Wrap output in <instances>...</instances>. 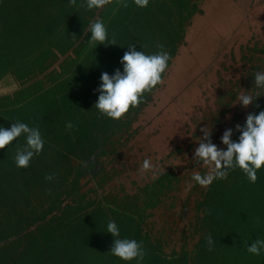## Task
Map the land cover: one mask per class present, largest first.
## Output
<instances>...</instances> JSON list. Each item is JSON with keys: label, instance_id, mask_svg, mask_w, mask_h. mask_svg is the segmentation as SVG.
<instances>
[{"label": "trees", "instance_id": "1", "mask_svg": "<svg viewBox=\"0 0 264 264\" xmlns=\"http://www.w3.org/2000/svg\"><path fill=\"white\" fill-rule=\"evenodd\" d=\"M43 1L47 4L49 0ZM50 2L53 10L45 9L46 22L51 20L53 26L44 29H52L51 39L29 62L13 71L20 80L18 83L22 84L16 91L21 95L33 92L35 88L40 89L44 85L34 72H42L61 56L56 62L58 70L49 76L51 81L58 79L55 91L59 95L56 97L53 94L45 105L48 112L52 109V117H29L23 114L30 110L37 116L40 114L37 112L44 111V96L35 95L30 100L23 99L24 105L20 108L22 114H18L20 117H12L10 121L11 125L23 122L29 127H37L44 147L39 155H35L36 161H30L36 167L30 171L24 169L19 180V189L35 193L36 201H28L18 211H13L5 202L6 222L3 229H0V264H62L57 257L61 252V242L67 241L68 248L74 249L81 234L88 239L92 231H96V249L113 257L108 244L113 245L115 238L110 233L111 239L113 237L111 242L101 241L105 237L102 231H107L109 221L116 222L120 238L142 242L146 255L140 264H264V250L259 256L247 251V246H251L256 239H264V166L257 171L258 179L254 184L237 167L228 170L227 179H216L207 188L203 187L200 197L194 200L198 216L191 225L193 241L187 246L186 236H183L177 248L170 247L167 250L162 248L161 240L152 239L146 229L141 230L140 224L143 216L148 213L146 209L153 207L158 195L175 187L172 184L176 180L173 172L162 171L156 178L153 177L142 191L147 201L124 213L116 212L109 198L108 201L104 199L103 203H96L85 196L86 190L80 191L78 187L79 176L88 172L96 176L91 160L97 149L108 141L113 127L119 123L126 126L129 113L140 110L150 94H145L139 107L129 110L124 116L128 119L123 117L119 121L99 114L94 105L100 93L95 98L92 94L93 86L101 84L100 77L104 72L109 75L114 74L116 69L123 72L120 61L130 44L135 45L136 51H143L141 46L146 42L148 53L143 51L146 55L160 51L154 50L152 45H163L171 57L169 65L182 42L185 26L193 10L180 8L171 11L163 8L147 11L148 15L137 6L129 11L124 7L114 10L112 5H107L96 9V16L91 18L94 9L79 7L86 0H77V6H72L70 0ZM38 13L42 15L40 8ZM165 13L171 17L174 14V19L167 23L160 21ZM145 16L157 17L158 20L151 22L144 19ZM97 19L105 24L109 39L114 37L117 44H98L95 49L88 44L90 23ZM116 19L121 21L115 22ZM150 29H153L152 33H145ZM41 31L43 29L37 24L34 32L39 34ZM254 48L264 53V47ZM165 76L163 73L162 78ZM256 94L260 95L255 99L259 107L249 105L250 113L253 114L264 111V89L256 88ZM68 122L74 125L71 130L65 127ZM245 122L246 119L241 126ZM239 133L233 129L231 139L234 142L239 141ZM13 142L17 149L22 148L26 144V137L21 135ZM72 159H78L75 161L78 164L73 165ZM41 163L43 166L38 168ZM88 165H91L90 170L85 167ZM49 174H53L52 180L43 177ZM12 213L13 217L9 218ZM15 217L21 220H14ZM32 229L33 233L28 235ZM209 234L214 242L211 252L207 250L205 239ZM38 244L45 245L49 255L43 254V248L40 252L32 249ZM127 263L137 264V261Z\"/></svg>", "mask_w": 264, "mask_h": 264}, {"label": "rangeland", "instance_id": "2", "mask_svg": "<svg viewBox=\"0 0 264 264\" xmlns=\"http://www.w3.org/2000/svg\"><path fill=\"white\" fill-rule=\"evenodd\" d=\"M195 2L192 0V4ZM128 4L129 11L136 9L134 0H128ZM187 6L186 0H149L148 6L141 9L149 15L148 12L163 8L187 10ZM94 10L91 18L96 16ZM144 19L158 20L148 16ZM160 19L167 23L174 19V14L171 17L165 13ZM118 21L121 20H115ZM152 32L150 29L145 33ZM254 46L264 47V0H207L204 15L186 24L182 42L164 72L163 83L152 90L140 110L129 113V119L124 117L129 127L123 123L113 127L108 141L92 156L96 176L88 172L78 177L80 191L86 190L85 196L96 203L108 201L106 194L114 183L105 184L100 177L110 173L112 177L108 179L117 181L114 185L135 193L137 185L153 178L152 171L141 172L144 160H150L157 175L162 171L173 172L175 187L160 193L153 207L146 209L148 213L143 216L140 228L146 229L152 239L161 240L164 250L177 248L183 236L189 246L194 239L191 225L198 216L194 200L200 197L203 188L192 176L208 172L207 166L192 161L194 150L199 146L201 129L206 126L212 131V142L224 150L226 145L221 142L224 131L229 128L235 131V126L241 125L250 113L249 106L243 107L238 97L254 95L256 87L252 78L256 72H264V53ZM141 48L148 53L146 42ZM59 58L61 56L42 72H34L43 84L51 81L49 76L58 70ZM92 92L96 94L95 90ZM0 99L5 101L7 97ZM8 115H13L12 110ZM141 146L146 149L139 148ZM76 160L72 159L71 163L78 164ZM85 167L91 169V165ZM102 233L105 237L101 241H112L110 233ZM84 236L81 234L74 249L68 248L67 241L61 242L57 257L62 264H128L96 249V231H92L88 239ZM111 247L109 243L108 250ZM42 248L43 254L49 255L43 244L32 247L39 252Z\"/></svg>", "mask_w": 264, "mask_h": 264}, {"label": "clouds", "instance_id": "3", "mask_svg": "<svg viewBox=\"0 0 264 264\" xmlns=\"http://www.w3.org/2000/svg\"><path fill=\"white\" fill-rule=\"evenodd\" d=\"M72 6H77V0H70ZM134 4L139 8H146L149 0H134ZM107 5H112L114 10L129 6L128 0H86L85 4L79 7H86L88 10L101 9ZM91 33L88 44L95 49L98 44H117L115 38L109 39L105 24L101 20L90 23ZM160 51L146 55L143 51H136L135 45H128L121 59L123 72L116 69L114 74L107 72L101 74L98 91L100 93L95 107L101 116H107L113 120L123 118L131 108L139 107L146 93H151L158 84L163 83L162 74L168 68L170 54L164 50L163 45H158ZM255 87L264 89V72H256L254 76ZM256 95L242 94L238 97V102L247 108L255 105ZM65 127L71 130L74 125L68 122ZM236 130L241 134L239 141L234 142L231 137L233 129H226L221 137V142L227 146L226 150L219 149L211 140L212 131L208 127L201 129L202 136L199 146L194 150L193 162L208 167V172L201 175L194 173L192 179L201 187L207 188L216 179H227L228 170L239 168L247 177L250 183H256L257 171L264 166V111L259 114L249 113L246 117L245 125L237 124ZM21 135L26 137V144L18 148L14 157L17 168H27L35 155L43 151L44 141L37 127H29L23 122H14L10 129L0 127V149L10 145ZM152 171L156 178L155 166L150 160L145 159L141 172ZM53 174L45 176L46 180H52ZM259 221V218H257ZM107 233H111L115 238L110 253L123 261L136 260L140 264L145 258L146 251L142 242L135 239L120 238V229L115 221L107 224ZM207 250H213V239L211 235L205 237ZM264 250V239H256L247 246L248 253L259 256Z\"/></svg>", "mask_w": 264, "mask_h": 264}, {"label": "crops", "instance_id": "4", "mask_svg": "<svg viewBox=\"0 0 264 264\" xmlns=\"http://www.w3.org/2000/svg\"><path fill=\"white\" fill-rule=\"evenodd\" d=\"M50 1L52 0L47 1L46 4V1L43 0H0V98L7 97L5 101H1L0 99V127L5 129L11 128L10 121L12 117H20L18 114H22L20 108L24 105L23 99L30 100L35 95L44 96V107H42L44 111L37 112L40 113L37 116L32 114L30 110L23 114L29 117L53 116L52 109L50 108L48 112L45 105L53 94L58 97L59 93L55 91L56 85L59 83L57 81L58 79L45 83L40 89L35 88L36 91L34 90L33 92L21 95L16 89L21 87L22 84L17 83L19 78L13 71L14 68L29 62L51 39L53 35L52 29H44L46 26H53L51 20L46 22V10H53V5ZM211 1L216 2V0ZM206 2L207 0H196L195 4H192V0H186L187 7L189 8L187 10H193V13L189 17L190 24L196 18L204 15L206 12ZM39 8L42 10V15L38 13ZM37 24L43 29L39 34L34 32ZM12 71L13 73H11ZM98 87L99 84L96 83V87L93 86V90L96 91ZM92 94L96 98L98 91H96V94L93 92ZM10 110H12L13 115H8ZM13 143L4 149H0V229H3L6 222L5 202H7L8 207L13 209V211H18L21 206H26V203H29L28 201H36L35 193L32 194L27 189L25 191L19 189L20 174L22 171L24 169L30 171L36 165L30 164L27 168H17L14 160L17 147ZM139 148L146 149L143 146ZM31 161L35 162L36 157L34 156ZM42 166V163L40 165L38 164V168ZM31 177L32 175L29 179ZM43 177L45 178V176ZM110 177H112L110 173L105 176L103 175V182L105 184H116V179H108ZM148 182L137 185V191L135 193L121 189L120 187L122 186L120 184V187L118 184L110 185L107 197L111 200L116 212L124 213L133 210L137 205L144 204L147 201V196L146 194L143 195L142 191ZM13 214L9 218L13 217ZM15 219L18 221L21 220L20 218L17 219V217Z\"/></svg>", "mask_w": 264, "mask_h": 264}]
</instances>
